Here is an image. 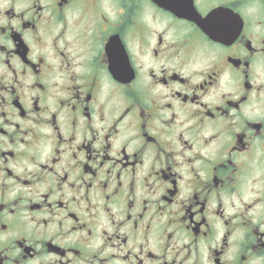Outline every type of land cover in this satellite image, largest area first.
Listing matches in <instances>:
<instances>
[{"label": "flooded vegetation", "instance_id": "af4514ba", "mask_svg": "<svg viewBox=\"0 0 264 264\" xmlns=\"http://www.w3.org/2000/svg\"><path fill=\"white\" fill-rule=\"evenodd\" d=\"M0 264H264V0H0Z\"/></svg>", "mask_w": 264, "mask_h": 264}]
</instances>
